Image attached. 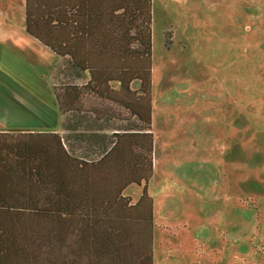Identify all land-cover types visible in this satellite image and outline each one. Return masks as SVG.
Masks as SVG:
<instances>
[{
    "label": "rangeland",
    "instance_id": "374dc122",
    "mask_svg": "<svg viewBox=\"0 0 264 264\" xmlns=\"http://www.w3.org/2000/svg\"><path fill=\"white\" fill-rule=\"evenodd\" d=\"M2 15L0 128L59 132V59ZM151 37L153 264H264V0H151Z\"/></svg>",
    "mask_w": 264,
    "mask_h": 264
},
{
    "label": "trees",
    "instance_id": "16d2710c",
    "mask_svg": "<svg viewBox=\"0 0 264 264\" xmlns=\"http://www.w3.org/2000/svg\"><path fill=\"white\" fill-rule=\"evenodd\" d=\"M24 28L62 133L0 132V264H153L151 0H24Z\"/></svg>",
    "mask_w": 264,
    "mask_h": 264
},
{
    "label": "crops",
    "instance_id": "0c3cea01",
    "mask_svg": "<svg viewBox=\"0 0 264 264\" xmlns=\"http://www.w3.org/2000/svg\"><path fill=\"white\" fill-rule=\"evenodd\" d=\"M0 9H2V10H0V14H5V15H2L3 17L7 18V15H8L10 17L9 18L10 20H12V18H11L12 16H13V18H17V20L21 24V27H22L21 29H23V31L26 33L25 28H24V0H0ZM1 30H2V32H5L4 28ZM7 33L10 34L11 32L8 31ZM10 130L11 129H7L5 127L0 128V132H6V131H10ZM27 131H33V130H27ZM46 131H51V130H46ZM53 132H55V130ZM57 133H60V134L62 133L61 116H60V131Z\"/></svg>",
    "mask_w": 264,
    "mask_h": 264
}]
</instances>
